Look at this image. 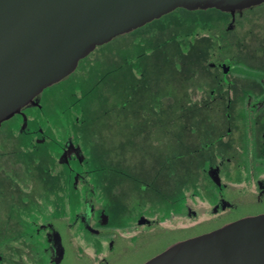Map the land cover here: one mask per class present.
Listing matches in <instances>:
<instances>
[{
    "label": "rangeland",
    "instance_id": "1",
    "mask_svg": "<svg viewBox=\"0 0 264 264\" xmlns=\"http://www.w3.org/2000/svg\"><path fill=\"white\" fill-rule=\"evenodd\" d=\"M230 23V15L216 8H178L98 46L69 76L37 97L40 105L27 109L30 119L39 122L30 126L39 125L56 141L73 143L69 148L76 147L79 159L66 165L67 173L74 169L66 184L78 179L80 187L91 186L99 205H115L123 214L132 203L147 202L148 196L154 200V190H159L163 227H173L170 222L184 227L163 236L164 244L206 230L205 225L187 228L189 218L173 213L171 202L195 208L203 204L198 187L208 156L203 147L238 119L236 105L227 108L208 92L192 88H212L218 75L214 67L221 60L264 59V3L233 18L232 27ZM11 126L7 121L0 127V252L10 257L8 264H44L23 240L26 230L17 222L28 208L13 201L27 199L25 191L35 188L30 194L36 204H45V212L53 216L57 192L48 189L55 179L42 174L47 147L37 138H20ZM66 193L67 207L60 212L66 210V221L48 225L78 242L82 229L75 214L84 202L81 208ZM206 205L210 209L211 203ZM118 221L115 217L113 224ZM87 237L81 242L88 257L83 262L98 264L101 256L86 246ZM6 245L7 251L2 249Z\"/></svg>",
    "mask_w": 264,
    "mask_h": 264
},
{
    "label": "flooded vegetation",
    "instance_id": "2",
    "mask_svg": "<svg viewBox=\"0 0 264 264\" xmlns=\"http://www.w3.org/2000/svg\"><path fill=\"white\" fill-rule=\"evenodd\" d=\"M247 9L223 13L230 15L232 23L233 18L243 15ZM231 23L229 26L232 27ZM214 68L218 70V75L213 76V80L217 82L212 88L195 86L192 89L201 90L202 94L208 92L212 101H223L227 108L236 105L238 119L235 123H228L221 129L222 134L218 139H212L203 147L208 155L203 163L205 167L202 169L201 182L198 183L204 197L203 204H196L195 208L181 206L177 201L171 202L173 213L186 214L189 218L187 228L194 230L205 225L206 230L182 239H170L165 244L162 242L163 236H170L184 227L178 228L174 222H170L171 225L174 224L173 227H163V206L160 199L156 200L157 195L160 196L159 190H154V200L148 196L147 199L150 200L147 202L135 203L136 205L132 203L123 214H119V208L115 205H99L91 186L82 184L80 187L78 179L75 180L77 182L68 181L66 184L74 174V169H69L70 172L67 173L66 165L71 160L79 159L76 147L71 145L69 148V144L73 143H62L49 138L39 125L30 126V123H39L30 119L27 112L33 105L24 107L21 112L3 122L12 123L10 130L21 135L20 138L27 141L37 138L39 143L47 147L42 158L46 161L42 174L55 179L54 186L48 189L49 192L51 189L57 192V198L53 200V209H57L53 212L54 215L45 212V204H36L30 194L36 190L31 188L33 184L24 193L28 195L27 199L19 202L16 198L13 201L17 207L22 205V209L28 208L23 210L24 214H20L17 222L23 224L22 228L26 230L22 234L23 240L37 250L40 259L47 262L44 264H85L83 261L88 257L81 242L83 235L87 234L89 237L85 239L86 246L91 247L98 257L101 256L98 264H145L181 243L264 215V59L252 63H237L226 58ZM227 116L231 117L230 114ZM49 143L53 144V148ZM56 165L59 168L54 167ZM67 191L71 197L69 201L80 202L81 208L84 202L83 210L75 214L76 222L80 223L82 229L81 240L78 242L69 234L48 225H56L57 220L66 221V210H63V214L60 212L61 208L67 207ZM206 202L211 203L210 209ZM115 217L120 220V224H113ZM7 246L2 249L7 251ZM10 260V257L3 256L0 252L2 264H8Z\"/></svg>",
    "mask_w": 264,
    "mask_h": 264
},
{
    "label": "water",
    "instance_id": "3",
    "mask_svg": "<svg viewBox=\"0 0 264 264\" xmlns=\"http://www.w3.org/2000/svg\"><path fill=\"white\" fill-rule=\"evenodd\" d=\"M264 0H0V127L83 58L178 9L235 12ZM145 264H264V215L228 225Z\"/></svg>",
    "mask_w": 264,
    "mask_h": 264
},
{
    "label": "trees",
    "instance_id": "4",
    "mask_svg": "<svg viewBox=\"0 0 264 264\" xmlns=\"http://www.w3.org/2000/svg\"><path fill=\"white\" fill-rule=\"evenodd\" d=\"M182 9H184V8H182ZM214 9V8H213ZM175 11V10H174ZM173 12V11H172ZM171 13V12H170ZM169 14V13H168Z\"/></svg>",
    "mask_w": 264,
    "mask_h": 264
}]
</instances>
